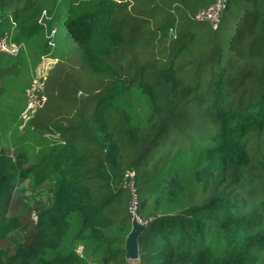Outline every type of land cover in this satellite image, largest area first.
<instances>
[{
    "label": "trees",
    "instance_id": "trees-1",
    "mask_svg": "<svg viewBox=\"0 0 264 264\" xmlns=\"http://www.w3.org/2000/svg\"><path fill=\"white\" fill-rule=\"evenodd\" d=\"M213 1L0 0V264H129L132 192L141 264H264V0Z\"/></svg>",
    "mask_w": 264,
    "mask_h": 264
},
{
    "label": "built area",
    "instance_id": "built-area-1",
    "mask_svg": "<svg viewBox=\"0 0 264 264\" xmlns=\"http://www.w3.org/2000/svg\"><path fill=\"white\" fill-rule=\"evenodd\" d=\"M226 0H214L210 5L207 7H204L200 10H198L195 15L194 19L198 21L207 20L209 21L213 27H215L221 18L222 10L224 7ZM23 45L21 43H16L10 41L6 35L2 36L0 38V52L5 53L7 55H16L19 52V49ZM42 68H41V77L35 76L30 86L27 88L25 95V103L18 115L19 120V128H23L29 119L31 118L32 114L35 112V110L40 107L46 100V96L43 92V82L46 76V71L48 68V65L55 62L56 59H52L51 57L42 56ZM58 137V134H57ZM134 175V171H129L128 176L132 179ZM132 188V191H134V188L132 187V180L129 184ZM132 199L130 201L129 209L132 216L137 217L140 221L146 222L145 220H142L136 215V205H137V198L136 195L132 192ZM129 264H141L140 258L128 260ZM95 264V263H91Z\"/></svg>",
    "mask_w": 264,
    "mask_h": 264
},
{
    "label": "rangeland",
    "instance_id": "rangeland-1",
    "mask_svg": "<svg viewBox=\"0 0 264 264\" xmlns=\"http://www.w3.org/2000/svg\"><path fill=\"white\" fill-rule=\"evenodd\" d=\"M197 21H195L194 20V22L192 21L191 23L192 24H197L196 23ZM0 55L1 56H3L4 58H9V57H12V56H8V55H6V54H4V53H0ZM48 67H50V65L48 66ZM23 68H24V65H22L21 67H20V69H15L14 70V79H13V83L15 84V85H17V87L18 88H21V84L24 82V77H25V75H26V73L25 72H23ZM47 72V71H46ZM21 101H22V99H20ZM16 102L17 101H12V102H9L8 104H7V107H6V118H7V120L9 121V126L11 125V123H13V113H14V111H15V109H16V106H15V104H16ZM38 109V108H37ZM36 109V110H37ZM36 110H35V112H36ZM2 111V109H0V117H2V115L4 114V112H1ZM34 112V113H35ZM16 120H18V116H16ZM46 132H48V136H49V139L51 140V141H58L57 140V132H59L58 130H54L53 128H49V129H47L46 130ZM1 136H3V135H1ZM29 144H30V141L28 142ZM27 183V180H25L24 182H23V184L25 185Z\"/></svg>",
    "mask_w": 264,
    "mask_h": 264
},
{
    "label": "water",
    "instance_id": "water-1",
    "mask_svg": "<svg viewBox=\"0 0 264 264\" xmlns=\"http://www.w3.org/2000/svg\"><path fill=\"white\" fill-rule=\"evenodd\" d=\"M145 228V223L140 221L137 217H131V228L125 239V258L127 260L139 258V249L137 239Z\"/></svg>",
    "mask_w": 264,
    "mask_h": 264
}]
</instances>
